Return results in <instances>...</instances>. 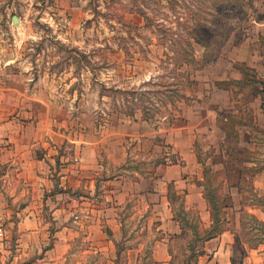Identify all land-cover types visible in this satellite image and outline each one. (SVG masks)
Wrapping results in <instances>:
<instances>
[{"label":"rangeland","instance_id":"1","mask_svg":"<svg viewBox=\"0 0 264 264\" xmlns=\"http://www.w3.org/2000/svg\"><path fill=\"white\" fill-rule=\"evenodd\" d=\"M10 56L20 63L5 65ZM136 116L157 126L196 125L191 143L198 162L189 170L216 214L214 225L233 227L235 259L244 264L264 244V220L245 207L255 202L264 208V195L255 190L264 172V0H0V122L26 123L28 136L36 135L38 124V137L99 138ZM162 147L151 167L165 157L179 162L172 144ZM50 148L41 145L37 155L44 157ZM132 156L130 165L142 168L144 160ZM168 189L173 200L166 212L144 207L145 200L135 209L66 208L60 224H49V230L71 227L83 234L91 224L74 222L75 216L116 218L123 222V237L138 226L133 234L139 244L148 241L132 264H153L150 241L160 235L161 217L172 213L189 231L171 264H195L199 258L187 247L196 239L195 247L201 246L209 222L198 208L185 207L184 187L173 181ZM43 213L53 215L50 206ZM128 218L131 225L124 222ZM18 220L15 214L0 222V264L36 260L38 250L54 242L50 236L49 244L37 247L35 240H21ZM111 226L117 228L102 222L91 229L111 237ZM115 244L117 257H107V264H129L121 253L125 242ZM75 246L88 245L81 237Z\"/></svg>","mask_w":264,"mask_h":264},{"label":"crops","instance_id":"2","mask_svg":"<svg viewBox=\"0 0 264 264\" xmlns=\"http://www.w3.org/2000/svg\"><path fill=\"white\" fill-rule=\"evenodd\" d=\"M19 60H13L11 56L4 59L5 65ZM209 112L208 117L211 116L210 122L213 121L215 127V109H210ZM174 124L175 127H168L165 123L157 126L146 118L136 116L132 120L121 122L119 128L122 129L112 130L97 138L89 135L38 137V130L41 129L38 124H35L34 128L36 135L28 136L26 123L9 118L0 122V222L11 221L17 214L21 240H35L37 247L41 242V246L49 244L46 240L49 241L50 236L54 241L48 249L46 247V250H38L41 256L36 260H28L25 264H107V257L117 255L115 242L121 239L125 242L121 253L128 256L129 264H132L148 245L145 240L139 244L140 237L135 236L139 232L138 226H131L128 229L129 234L123 237V222L116 218L101 220L100 217L93 218L92 215L83 218H80V215L75 216L74 222L84 219L83 223L91 224L90 229L85 230L83 234L75 232L71 227H56L57 231L51 234L49 224L59 225L63 218L60 216L61 212L66 208L135 209L145 200L144 207L162 208L164 211L171 207L173 199H169L168 185L173 181L184 187L185 207L198 208L203 220L209 222L206 228H211L212 212L209 202L204 198V188L194 181L195 176L191 175L193 171L189 170L198 162L191 143L194 142L192 137L196 125L191 122ZM158 137L162 140L159 141ZM166 142L175 147L181 160L173 163L169 161L170 157H165L158 159L155 166L151 167L150 161H156L159 157L157 148ZM45 143L51 146V150L49 154L40 157L37 150ZM168 154L163 156H169ZM49 156L52 157L51 165L46 162ZM131 156L144 160L143 167L131 166ZM164 160L167 163H164ZM240 178L232 180L231 184L239 183ZM257 178L255 190L262 196L264 172H259ZM44 206H50L53 215L45 216ZM245 207L250 213L264 220V208L260 203L254 202ZM164 216L156 229L160 235H153L150 241V245L153 243V264H171L172 259L177 257L174 249L178 244L181 245L180 240H186L188 237L186 223H182L172 213L170 216ZM102 222L117 225L115 229L110 227L115 230L111 237L103 229L93 234L92 224ZM124 222L132 224L129 218ZM81 237L85 247L88 246L76 250L75 244ZM235 238L233 227H228L217 236L204 240L198 248L195 247L194 240L193 244L187 247V251L198 256L195 264H233ZM0 246H4L3 243H0ZM92 254L97 255L95 260L91 258ZM78 255L82 256L81 260L74 259ZM251 257L250 264H264V244L263 247L254 249L244 264H247Z\"/></svg>","mask_w":264,"mask_h":264},{"label":"trees","instance_id":"3","mask_svg":"<svg viewBox=\"0 0 264 264\" xmlns=\"http://www.w3.org/2000/svg\"><path fill=\"white\" fill-rule=\"evenodd\" d=\"M211 214H212V219H213V225L211 226L210 230L207 233V238H205L204 240L215 237L223 231V230H220L218 226L214 225L216 221L218 222L216 214L214 212H212ZM251 216L256 220H259L258 217L255 216L254 214H252ZM196 240L199 241L200 239H196ZM235 257H236V251H234V254H233V264H242V262H237Z\"/></svg>","mask_w":264,"mask_h":264},{"label":"built area","instance_id":"4","mask_svg":"<svg viewBox=\"0 0 264 264\" xmlns=\"http://www.w3.org/2000/svg\"><path fill=\"white\" fill-rule=\"evenodd\" d=\"M3 230L0 228V236H2L3 235Z\"/></svg>","mask_w":264,"mask_h":264},{"label":"water","instance_id":"5","mask_svg":"<svg viewBox=\"0 0 264 264\" xmlns=\"http://www.w3.org/2000/svg\"><path fill=\"white\" fill-rule=\"evenodd\" d=\"M15 19H17V18L15 17Z\"/></svg>","mask_w":264,"mask_h":264}]
</instances>
